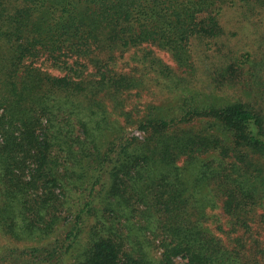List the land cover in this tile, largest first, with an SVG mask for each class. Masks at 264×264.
Returning a JSON list of instances; mask_svg holds the SVG:
<instances>
[{
  "label": "trees",
  "instance_id": "trees-1",
  "mask_svg": "<svg viewBox=\"0 0 264 264\" xmlns=\"http://www.w3.org/2000/svg\"><path fill=\"white\" fill-rule=\"evenodd\" d=\"M228 7L0 0V264H264V41L191 76Z\"/></svg>",
  "mask_w": 264,
  "mask_h": 264
},
{
  "label": "rangeland",
  "instance_id": "rangeland-1",
  "mask_svg": "<svg viewBox=\"0 0 264 264\" xmlns=\"http://www.w3.org/2000/svg\"><path fill=\"white\" fill-rule=\"evenodd\" d=\"M238 8L235 7H228L223 11L222 15V25L225 28L226 34L222 37L216 45H213L211 42L210 46H206V50L202 54L200 53L198 56L197 53L199 52L198 49L194 51V55L196 57H202L203 64L201 67L195 68L193 73H191L193 81V86L195 90L198 92H207L208 90V82L206 80L207 70H210L209 63L210 61L216 62V59H219L225 55H233L232 52L235 54H241L243 52H250L252 54H259L261 49H263L260 45V42L263 43L264 41V13L261 15L254 17L252 19H245ZM230 37L228 38V36ZM200 47V46H199ZM157 54L162 58V60L168 64L171 68H177L176 64L170 58L167 53L156 51ZM194 56V57H195ZM45 68V67H43ZM262 69L257 67L255 75L262 76ZM255 85L258 87H262L263 84L259 83L260 81L254 80ZM264 83V81H261ZM204 90V91H203ZM235 90H238L237 88ZM227 94L231 95H238L239 91L228 90ZM168 93L162 87L158 85H149V87L142 91L141 97V105H146L147 103H152L158 107H167L170 105H174L175 101L170 99ZM202 96L200 99H204ZM141 110L144 108L141 106ZM142 114V113H141ZM131 130V128H130ZM133 131L131 130V133ZM136 133V132H135Z\"/></svg>",
  "mask_w": 264,
  "mask_h": 264
}]
</instances>
